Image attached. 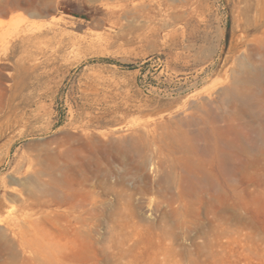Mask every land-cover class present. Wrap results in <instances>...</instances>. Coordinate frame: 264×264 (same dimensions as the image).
<instances>
[{
    "label": "rangeland",
    "instance_id": "obj_1",
    "mask_svg": "<svg viewBox=\"0 0 264 264\" xmlns=\"http://www.w3.org/2000/svg\"><path fill=\"white\" fill-rule=\"evenodd\" d=\"M138 2L0 0V264H264L256 1Z\"/></svg>",
    "mask_w": 264,
    "mask_h": 264
},
{
    "label": "bare ground",
    "instance_id": "obj_2",
    "mask_svg": "<svg viewBox=\"0 0 264 264\" xmlns=\"http://www.w3.org/2000/svg\"><path fill=\"white\" fill-rule=\"evenodd\" d=\"M138 1H139L138 2L139 5H141V6L142 5H144V6L145 5H148V6L149 5H151V6L152 5H159V6H161L163 4V0H138ZM255 1H256L257 8L260 10V13H261V18H262L261 21L264 23V0H255ZM148 6H146V7H148ZM52 26H54V25H52ZM241 66H242L241 74L237 77V81L239 83H244L245 84L246 82H261L262 79L264 78V65L263 66H258V65H255V64H248V65L242 64ZM239 94L244 100H250L252 98V92H250L249 90H245L243 92L240 91ZM17 122H16V124H17ZM7 124H9V123H7ZM5 126L6 125H4V127ZM3 133H4V130H3ZM0 135H2V134H0ZM17 135H18V138H20L23 135H25L24 129H20L19 133ZM13 136H11L9 139L6 140V142L4 144H2V145H5V147L7 148V152H6L7 155L6 156L9 155V152H10V150H12L11 148H12L14 142L17 141L15 139V137H13ZM4 152H5V150H4ZM39 179H41V178H39ZM7 213H10V212L8 210L4 209V203H3L2 198L0 196V224L3 222L4 217L7 216ZM7 229H3L2 230V228H0V249H2V250H11V249L14 248V242H11ZM21 251H22V254H23V261H24V263H26L28 258L27 259L25 258V253H26L25 247L22 246ZM46 251H47L46 258H50V260H52L53 258H52L51 251L49 249H47ZM55 262H53V263H55Z\"/></svg>",
    "mask_w": 264,
    "mask_h": 264
}]
</instances>
